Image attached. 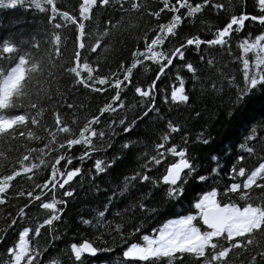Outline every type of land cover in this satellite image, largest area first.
I'll list each match as a JSON object with an SVG mask.
<instances>
[{
	"label": "trees",
	"instance_id": "1",
	"mask_svg": "<svg viewBox=\"0 0 264 264\" xmlns=\"http://www.w3.org/2000/svg\"><path fill=\"white\" fill-rule=\"evenodd\" d=\"M7 2V0H6ZM81 0H55L60 11H68L70 15L79 16V3ZM141 7L137 10L121 11L120 3H110L103 8L94 7L90 20H85V32H93L92 41L104 32L101 37V45L95 51L85 53L81 51V61L85 58L101 75L110 72L123 71L119 68L121 62L126 67L131 61L130 53L137 48H142L145 33L150 37L159 22L167 19L168 13H161L159 20L150 15L161 7L160 0H137ZM220 3V10L205 6L202 13L195 17L185 18L177 29L175 39L169 38L163 47L170 48L183 38L198 35L201 39L211 38V34L217 27H222L232 14H238L242 10V0H212ZM255 0H243V11L257 14L254 7ZM46 6V5H45ZM123 7L128 9V3ZM51 11L47 6L44 10L36 8L31 1H20L15 6H0V43L5 39L20 45L24 50L31 52L34 58L43 57L44 71L36 75L32 81L31 99L36 103L37 109L44 111L39 118L40 123L33 128L36 135L41 137L39 141H31L26 138L12 139L5 143L0 141V151L8 158L3 162L0 172L9 171V163L15 166V161L21 155H29L33 163H39L36 158L40 154L37 151L26 152V148L38 149L47 141V128L51 131L55 125L52 113L58 112L61 119L68 123L73 135L78 133L87 119L97 115L98 108L107 102L113 94V88H105L103 93L84 88L73 83L71 74L64 72V67L69 65L74 51L75 29L71 23L61 29H54L55 23H64L58 17L49 22ZM58 31L61 36L60 55H52V64L49 58V36L51 32ZM264 31V26L258 22L246 21L244 29L230 36L228 51L219 46L201 45L199 48L187 47L185 62H191L197 69L195 78L180 61L174 60L176 67L171 71L165 70V74L157 81L158 89L155 97V108L158 111H150L146 116L136 120L141 114L145 101L132 90V86L121 90L123 106L113 113L105 112L100 116L98 125H93L97 131L103 130V139L93 138V143L99 149L89 155L88 158L78 159L84 150L82 146H74L71 155L74 157L71 166H79L81 173L65 185V190L72 191L68 197L62 196V190L57 188V200L65 201L58 205L63 209L59 219L51 226L41 228L39 235L29 234L30 244L41 250L38 264H43L48 257H57L60 264H69L73 259L70 253L71 243H80L83 240L93 242L104 251L94 256L82 257L84 264H122L121 250L125 242L115 230L117 224L126 240L141 242L139 237L143 234H152L151 230L159 227L166 219L173 218L176 214H184L190 210V202L203 191L216 187L218 191L232 183L240 182L242 178L236 177L233 181L230 170L233 166L245 167L249 170L255 167L261 159H264V87L259 85L251 91L239 103L236 102V88L242 86L243 65L241 63V51L239 44L244 39L254 37ZM67 37V40L64 38ZM33 38L39 41V48H30ZM21 41L26 43L21 44ZM85 47L88 41L85 40ZM203 57V60H201ZM244 58L250 61L254 59L252 53L245 54ZM211 61V63H209ZM158 66L145 61L143 66L138 65L133 69L132 82L144 86L155 78ZM51 73V75H49ZM179 73L185 83L189 100L186 103H176L170 100L171 87L177 86L175 75ZM55 77V79H53ZM233 82L229 83L228 78ZM168 94V99L164 96ZM71 104V109L67 105ZM125 122L136 120L129 132L123 131V126L118 123L120 119ZM171 121L178 124L180 131L171 134V142L178 147H186L187 155L195 165V171L187 176L183 182V193L175 199L166 196V186L160 182L159 177L165 170V163L160 165L149 163L145 169V161L148 155H154L153 145L159 142V137ZM256 129L257 139L248 140L251 129ZM186 134V137H185ZM66 134L57 135V141H62ZM197 137H200L198 140ZM207 140L208 143H203ZM128 147L124 148L123 145ZM241 145H245L244 148ZM253 152L249 154L247 148ZM56 153H50L43 157L49 160ZM217 157L213 160L212 157ZM243 157L238 160L237 157ZM112 161L104 172L97 173L93 167L95 159ZM166 160L169 158L166 157ZM174 162V161H172ZM63 163V162H61ZM217 168L213 174L212 168ZM48 169L43 165L39 169L29 173L31 180L17 178L25 189L33 186V183L41 182L46 178ZM133 173H142L150 177L149 181H137L129 185L125 192H121L124 177ZM204 175L206 182L199 181L196 176ZM155 182V183H153ZM249 202L264 203V188L253 186L247 190ZM115 194V195H114ZM111 198V199H109ZM43 199V198H42ZM231 200L238 205L244 201L231 194L225 198V202ZM24 198L9 200L0 206V229L7 228L0 233V259H6V248L11 246L18 238L20 225L34 226L46 218L47 210L40 209L33 202L25 210L26 219L18 220L11 224V218L15 216L17 208L24 203ZM145 203L150 211H141L139 203ZM106 205L107 207H103ZM103 211L104 217L99 218L97 213ZM91 223L85 225L82 220ZM8 227V225H10ZM139 227L140 231L134 229ZM131 234V235H129ZM264 250V234L256 233L252 244L246 248L230 251V264H250L255 256L256 264H262L257 255Z\"/></svg>",
	"mask_w": 264,
	"mask_h": 264
},
{
	"label": "snow or ice",
	"instance_id": "2",
	"mask_svg": "<svg viewBox=\"0 0 264 264\" xmlns=\"http://www.w3.org/2000/svg\"><path fill=\"white\" fill-rule=\"evenodd\" d=\"M20 0H0V6H15ZM128 3V9L123 7L124 3ZM36 8H42V4L46 5L51 11L49 22L55 18H59L64 23H55L54 29H61L71 23L75 29L74 51L71 61L64 72L71 74L73 83L79 84L84 88L92 91L103 93L105 88H113L114 92L109 100L98 108L97 115L91 116L86 122L79 127L78 133L73 135V131L69 124L61 119V115L53 111L52 116L55 127L49 131L48 139L43 146L38 149L26 148L27 153L37 151L40 155L36 158L39 163H33L29 155H21L15 161V166L9 163V171L0 172V206L5 205L7 201L24 198L25 202L17 208L15 216L11 218V224H16L18 220L26 219L25 210L35 202L40 209L47 210L46 218L41 222H37L34 226L20 225L18 229V238L15 239L11 246L6 248V259H0V264H38L41 256V250L30 244L29 234L33 236L39 235L41 228L51 226L54 221L59 219V214L63 211L58 205L65 201L57 200V188L62 190V196L68 197L72 195V191L65 190V185L72 181L74 177L81 173L79 166H71L73 156L71 150L74 146H82L83 151L78 159L83 160L99 149L93 143V138L103 139L105 132L97 131L93 125H98L100 116L105 112L113 113L116 109L123 106L121 90L132 86L135 94L145 101L141 114L136 120L142 116H146L150 111H158L155 108V97L158 89L157 81L165 74V70L171 71L170 66L176 67L174 60L180 61L183 68L193 75L197 69L191 62H185V49L189 46L199 48L202 44L208 46H219L230 51V36L240 32L245 27L246 21L258 22L264 26V0H255L254 7L258 9L257 14H251L242 10L238 14H232L222 27H217L211 34V38L201 39L198 35L183 38L170 48L163 47L165 41L169 38L175 39L177 29L185 18L195 17L196 14L202 13L205 6L220 10L223 5L214 3L212 0H160L161 7L155 11H151L150 15L157 18L161 13L167 12L168 16L164 22H159L155 29H149L152 35L149 37L144 34V44L142 48L134 49L131 55L130 63L125 67L121 62L119 68L124 69L122 72H110L108 75H101L96 67H93L85 58L81 61V51H95L101 45V37L107 34V28L104 32L92 41L93 32H85V20L91 19L94 7L103 8L110 3H120L121 11L137 10L141 4L137 0H81L79 3V16L70 15L68 11H60L57 8L55 0H32ZM67 40V37L64 38ZM88 41V47H85V40ZM49 58L48 63L52 64L51 53L55 52L56 56L60 55L61 36L58 31L51 32L49 36ZM26 42L21 41V44ZM30 48H39V41L33 38ZM241 51V63L243 65L242 86H237L235 100L237 103L242 101L251 91L255 90L259 85L264 87V31L257 34L254 39H244L239 44ZM252 53L254 59L251 61L244 58L245 54ZM43 57L34 58L30 51L24 50L20 45L13 43L9 39H5L0 43V141L5 143L12 139L26 138L31 141H39L41 137L36 135L33 128L40 123L44 109H37V105L32 101V81L36 75L44 71ZM203 60V57H201ZM148 61L158 66L155 78L150 82H146L144 86L133 84V69L138 65L143 66ZM211 63V61H209ZM51 75V73H49ZM55 79V77H53ZM175 81L177 86L171 87L170 100L176 103H186L189 96L186 93L185 83L182 76L177 73ZM228 82L232 83L233 78L229 77ZM164 99H168L165 94ZM73 105L68 104L67 108L71 109ZM136 120L125 122L120 119L118 123L123 126L125 133L136 123ZM167 130L159 137V142L153 145L155 154L148 155L145 161V169L149 163L160 165L163 161L166 165L163 174L159 177L160 182L166 186V196L175 199L183 193V182L185 178L195 171V165L191 158L187 155L186 147H178L176 143L171 142V134L180 131L178 124L169 121L166 125ZM66 134L62 141H57V135ZM186 137V134H185ZM256 129H251L248 140L257 139ZM199 140L200 137H197ZM203 143H208L203 140ZM127 148L128 145H123ZM242 148L245 145H241ZM55 152L49 160L43 157L49 156ZM247 152L251 154L253 149L247 148ZM169 159L166 160L165 158ZM8 158L3 151H0V168L3 162ZM215 161L217 157L213 156ZM243 160V157H237ZM174 161V162H172ZM63 162V163H61ZM112 161H104L95 159L93 167L97 173L105 171ZM43 165L48 169L45 179L41 182H34L33 186L25 189L20 185L17 178H27L31 180L29 173L39 169ZM217 168H212L211 172L215 174ZM230 175L235 181L236 177L242 178L240 182H232L226 185L222 191H218L216 187L203 191L193 201L190 202V210L184 214H176L173 218L166 219L159 227L151 230L152 234H143L139 237L141 242H131L126 240L121 230V225L117 224L115 230L121 240L125 242V247L121 250L123 258L122 264H230V251L246 248L252 244L256 233L264 234V203L249 202L250 197L248 191L253 186L256 188H264V159L258 164L246 170L245 167L233 166ZM199 181H207L204 175L196 176ZM150 177L142 173H133L131 176L124 177V184L121 192L128 190L129 185L137 181H149ZM155 183V182H153ZM235 194L239 200L244 201L243 205H238L230 199L225 202V198ZM115 195V194H114ZM43 198V199H42ZM111 199V198H109ZM103 207H107L104 205ZM139 209L150 211L145 203L138 204ZM97 223L99 218L104 217V212L97 213ZM82 223L89 225V220H82ZM8 225V227L11 226ZM7 228L0 229V233L6 231ZM134 231L139 232V227ZM131 235V234H129ZM3 237L0 236V239ZM71 259L69 264H84L82 257L84 254L95 255L100 251H104L93 242L83 240L80 243L70 244ZM257 255L264 264V250L259 251ZM43 264H60L57 257H48ZM250 264H256L255 256Z\"/></svg>",
	"mask_w": 264,
	"mask_h": 264
},
{
	"label": "rangeland",
	"instance_id": "3",
	"mask_svg": "<svg viewBox=\"0 0 264 264\" xmlns=\"http://www.w3.org/2000/svg\"><path fill=\"white\" fill-rule=\"evenodd\" d=\"M20 1H22V2H23V1H31V2H32V0H20ZM45 7H46V6L42 4V8L44 9ZM40 9H41V8H40Z\"/></svg>",
	"mask_w": 264,
	"mask_h": 264
},
{
	"label": "bare ground",
	"instance_id": "4",
	"mask_svg": "<svg viewBox=\"0 0 264 264\" xmlns=\"http://www.w3.org/2000/svg\"><path fill=\"white\" fill-rule=\"evenodd\" d=\"M84 255H86V256H88V257L93 256V255H89V254H84ZM95 255H96V254H95Z\"/></svg>",
	"mask_w": 264,
	"mask_h": 264
}]
</instances>
